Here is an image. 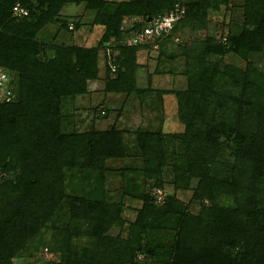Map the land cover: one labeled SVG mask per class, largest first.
I'll use <instances>...</instances> for the list:
<instances>
[{
    "label": "trees",
    "instance_id": "1",
    "mask_svg": "<svg viewBox=\"0 0 264 264\" xmlns=\"http://www.w3.org/2000/svg\"><path fill=\"white\" fill-rule=\"evenodd\" d=\"M231 1L242 3L238 31L225 33L221 21L210 35L208 13L225 12ZM67 2L0 0V68L10 92L0 100V264L41 246L57 256L50 264H264V72L248 61L264 57V0H87L104 28L92 48L39 38L49 24L67 29L59 15ZM176 3L184 12L169 32L196 33L180 46L186 87L174 95L182 131L137 132L140 165L121 172L115 199L105 188L112 171L105 162L126 157L121 132H66L62 103L98 78L107 43L105 89L137 91V54L169 33L126 45L144 23L122 31V19L147 21ZM15 4L27 15L15 16ZM227 54L245 67L224 63ZM166 185L172 193L156 203L151 191ZM178 191H190L187 202ZM129 198L140 201L133 219L122 216Z\"/></svg>",
    "mask_w": 264,
    "mask_h": 264
},
{
    "label": "rangeland",
    "instance_id": "2",
    "mask_svg": "<svg viewBox=\"0 0 264 264\" xmlns=\"http://www.w3.org/2000/svg\"><path fill=\"white\" fill-rule=\"evenodd\" d=\"M104 1L117 4L127 0ZM184 3L185 0H182L181 4ZM86 4L87 0H68L59 15L67 22V25L71 24L73 28L69 29L67 26V29H64L59 24H49L41 31L39 38L54 45L96 47L104 33V28L94 23L93 18L96 12L86 8ZM241 4V1H231L225 12H209L208 33L213 35L216 23L221 21L226 24L225 33L227 30L237 32V27L243 17ZM133 20L142 22L143 19L137 16H126L122 19L121 30L131 28ZM195 37L196 33L189 28L169 32L168 38L158 46H153L151 50L139 51L137 58L142 66L136 70L134 77L137 91L133 90L128 93L109 92L105 89L104 66L111 52L110 44L107 43L98 52V78L87 81L86 91L83 94L63 100L61 113L64 121L62 126L66 132H90L92 130L105 132L111 128L121 132V140L126 147V157L105 162L106 166L109 165L112 169L111 173L106 176L105 188L111 195H114L115 199L125 185L121 172L125 168L140 165V160L135 156L137 132L178 133L182 131V125L176 116L174 95V92L186 87L184 58L180 46L189 45ZM117 53L113 50L111 57H116ZM104 54L107 56L106 61ZM222 60L224 63H231L239 68H244L246 65L242 57L233 54H227ZM249 60L261 72H264L263 56L249 55ZM0 100H2L1 97ZM103 110L105 111L104 116L98 117L97 113ZM94 114L97 117H94ZM164 189L163 196L166 192L172 193L169 185H166ZM158 190L161 191V189H153L151 194L155 196ZM176 195L180 200L187 202L190 191H178ZM156 203H158L157 200ZM123 206L122 216L126 219H133L134 209L140 207V201L135 198L125 199ZM193 211L195 212L194 208ZM118 232L119 226H115L110 233L116 235ZM137 258L140 259L141 256ZM56 261L57 256L50 253L45 246L39 247L36 251H24L12 260L13 264H50Z\"/></svg>",
    "mask_w": 264,
    "mask_h": 264
},
{
    "label": "built area",
    "instance_id": "3",
    "mask_svg": "<svg viewBox=\"0 0 264 264\" xmlns=\"http://www.w3.org/2000/svg\"><path fill=\"white\" fill-rule=\"evenodd\" d=\"M12 11L17 17L27 15V11L18 4H15L12 7ZM183 12V7L176 3L174 4V8L167 14L158 15L152 19H148L147 21L142 20L144 27L140 30L134 31L133 34L125 38V44L133 46L144 42L150 36L160 38L163 35L168 34L173 28L174 24L182 17ZM135 22L137 21L133 20L131 24ZM68 28L72 29L73 26L70 24L68 25ZM109 67L112 72H115L116 67L113 63H109ZM6 79V73L0 68V97L1 99L9 100L10 92L4 88ZM101 113L103 114V112ZM161 195L162 193L160 190L155 193V198L157 201L161 200Z\"/></svg>",
    "mask_w": 264,
    "mask_h": 264
}]
</instances>
